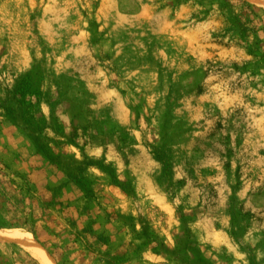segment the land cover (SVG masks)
I'll return each mask as SVG.
<instances>
[{
    "label": "rangeland",
    "instance_id": "obj_1",
    "mask_svg": "<svg viewBox=\"0 0 264 264\" xmlns=\"http://www.w3.org/2000/svg\"><path fill=\"white\" fill-rule=\"evenodd\" d=\"M215 7L0 0V170L54 231L109 237L84 264H264V74L213 42ZM31 237L1 264H56Z\"/></svg>",
    "mask_w": 264,
    "mask_h": 264
},
{
    "label": "trees",
    "instance_id": "obj_2",
    "mask_svg": "<svg viewBox=\"0 0 264 264\" xmlns=\"http://www.w3.org/2000/svg\"><path fill=\"white\" fill-rule=\"evenodd\" d=\"M213 1L216 7L204 12L206 17H212L218 24L210 33L213 42L226 47H238L251 57L242 65L235 64V70L251 77L264 74L263 15L245 0ZM34 193L21 176L0 170V227L25 228L47 250L56 264H84L77 254V244H82L90 253L97 248L109 246V237L95 233L92 228H83L70 234L63 229L54 231L43 218L53 202L42 201L39 206L33 202ZM42 236L44 239H41ZM3 256L0 250V264ZM96 263L102 264L105 260L99 258Z\"/></svg>",
    "mask_w": 264,
    "mask_h": 264
},
{
    "label": "bare ground",
    "instance_id": "obj_3",
    "mask_svg": "<svg viewBox=\"0 0 264 264\" xmlns=\"http://www.w3.org/2000/svg\"><path fill=\"white\" fill-rule=\"evenodd\" d=\"M0 240L1 241H19L21 242L22 240L26 241L28 244H33L32 241V237L30 233H27V235H19V233L17 232H2L0 231ZM27 249L29 251H31V253L38 258L42 264H48V261H45L43 258H41V256H39L38 254H36V252H34L32 249H30L29 247H27ZM34 249V248H33ZM39 249V248H38ZM44 258H46V256L42 255Z\"/></svg>",
    "mask_w": 264,
    "mask_h": 264
}]
</instances>
